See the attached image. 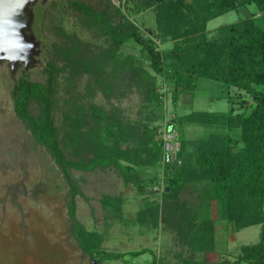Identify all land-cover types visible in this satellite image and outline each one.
Instances as JSON below:
<instances>
[{
  "label": "rangeland",
  "instance_id": "1",
  "mask_svg": "<svg viewBox=\"0 0 264 264\" xmlns=\"http://www.w3.org/2000/svg\"><path fill=\"white\" fill-rule=\"evenodd\" d=\"M71 1L84 2L97 11L108 9L115 24L131 21L162 52L170 51L175 42L177 45L184 43L183 40H173L171 36L163 39L156 18V4L143 7L144 0H27L22 8H19L20 0H0V22H5L0 24V264H150L154 256L161 264H209L222 259L234 260L240 253L239 246L259 241L260 227L251 225L240 231L233 229L234 244L227 243L229 249L223 246L221 257L219 253H192V246L198 238L186 232L196 216L197 205L201 203L203 207L204 201L209 199L202 182L193 181L196 184L185 185L177 198L179 202H187L179 208L182 236L176 232L177 228L174 229L181 217L173 202L161 203V195L151 190V185L142 190L136 186L139 181L146 182L149 178L155 179L154 182L161 177L166 178L167 173L172 175L181 166L179 152L183 137L190 140L186 144L187 152L207 138L206 126L190 119L197 114L196 110L185 106L184 110L179 108L180 104L189 103V97L195 91L183 90L174 105L172 83L163 73L151 68L145 51L133 39L118 48L115 54L118 61L108 59L112 44L107 34L86 20L83 12ZM116 9L122 16L114 14ZM252 10V5L239 7L211 19L206 25V36L211 39L220 25L237 23L248 17ZM254 15L258 17L260 14L255 12ZM7 21L24 25L18 29L19 36L23 43L32 46L27 51L26 60L7 58L24 55L16 46V29ZM73 55L101 67L105 82L100 88L94 72L77 73L73 77L67 70L57 72L54 79L58 99L55 109L57 125L64 122L63 111L82 105L85 109L83 128L92 129L95 118L98 119L102 112H107L115 104L121 108L124 120L132 123L139 134L147 135V130L156 129L153 139L157 141V128L166 123L175 128L179 139L178 158L181 163L164 170L160 160H154V153L141 149L138 155L151 160V165H145L132 174L135 183H125L115 168L71 170L80 190L76 195L77 220L87 231L100 235V248L127 252L123 259L100 261L79 247L67 215L69 186L65 175L13 110L11 90L19 77L44 82L48 61L61 65ZM171 60H166L164 69H168L167 64ZM130 66L137 67L140 76V69L147 73L141 76L143 86L139 84L140 89L128 78ZM207 82L213 83L205 78L197 79V88L201 90L198 93L203 94ZM219 90L214 83L209 85L210 96H217ZM232 98L237 103V111L239 98L236 95ZM211 100L204 97L195 99V108L227 112L229 102L225 98ZM29 108L33 114L37 113V104L31 103ZM144 142H148L149 147L153 146L150 136H145ZM203 195L206 199L202 202ZM105 196L112 199L106 206L103 203ZM148 205L152 211L158 208L156 226L150 221L139 223L141 211ZM192 205V211H188ZM205 205L207 211L219 210L215 200L211 199ZM209 235L210 232L208 240ZM206 244L211 247L210 242ZM143 248L150 250L139 255L129 254Z\"/></svg>",
  "mask_w": 264,
  "mask_h": 264
},
{
  "label": "trees",
  "instance_id": "2",
  "mask_svg": "<svg viewBox=\"0 0 264 264\" xmlns=\"http://www.w3.org/2000/svg\"><path fill=\"white\" fill-rule=\"evenodd\" d=\"M71 3L83 12L86 20L98 25L101 33L107 34L112 44L108 59L118 61L115 54L129 39L139 44L141 50L145 51L151 68L163 73L172 83L174 105L183 90L195 91L199 78L208 79L219 87L220 92L216 98H225L229 102L228 110L225 113L196 111L194 118L190 117L195 123L206 126L208 136L195 144L190 152H187L186 145L190 140L184 137L181 139L179 155L182 164L172 175L166 174L161 203L173 202L181 217L174 229L177 228L176 232L182 236L179 208L187 202H179L177 198L185 185L193 181L202 182L209 198L206 199L203 195L202 202L206 199L204 205L211 199L215 200L219 215L231 222L236 231L251 225L260 227L259 241L241 245L240 253L234 260L222 259L209 264H264V0H144L143 7L156 4V18L163 39L171 36L173 40L184 42L182 45L175 42L176 45L170 51L164 52L156 48L152 39L145 38L131 21L115 24L113 14L108 9L97 11L84 2ZM249 5L254 10L248 17L237 23L220 25L211 39L206 36L208 21ZM255 12L260 15L254 17ZM114 14L121 15L119 9ZM74 56L67 57L61 65L48 61L44 69L47 74L44 82L19 77L11 90L13 110L36 142L49 151L65 175L69 186L67 215L79 247L100 261L123 259L127 252L100 248V235L87 231L77 220L76 195L80 190L71 170L115 168L120 171L125 183H135L132 174L145 165H151V160L138 153H141V149L154 153V160L159 161L161 143L153 139L156 129H146L147 135L139 134L132 123L124 120L121 108L115 104L107 112H102L98 119L95 118L92 129L83 128L85 109L82 105L63 111L64 122L57 125L55 109L58 99L54 89L57 72L67 70L72 77L77 73L94 72L100 88L105 82L101 67L90 65V62ZM168 59L172 60L167 64L169 67L166 70L163 67ZM129 69V80L138 88L143 86L141 76L147 75L145 70L140 69V76L137 67L130 66ZM234 95L239 98L238 107L242 111H236L237 103L232 98ZM31 103L37 104L36 114L29 108ZM145 136H150L152 147L144 142ZM167 167L169 166L164 169ZM154 181L155 179L149 178L146 182L139 181L136 186L138 190H142ZM111 201L109 196L103 199L105 206ZM149 206L142 209L139 223L150 221L156 226L158 208L152 211ZM192 208L193 205L188 211H192ZM195 211L191 228L186 232L187 235L192 233L194 238H198L197 243L192 246V253L208 250L209 245L206 243L210 242L211 245L212 242V222L210 219L199 221L198 207ZM149 250L143 248L130 251L129 254L139 255ZM155 263L161 264L156 256L150 264Z\"/></svg>",
  "mask_w": 264,
  "mask_h": 264
},
{
  "label": "crops",
  "instance_id": "3",
  "mask_svg": "<svg viewBox=\"0 0 264 264\" xmlns=\"http://www.w3.org/2000/svg\"><path fill=\"white\" fill-rule=\"evenodd\" d=\"M210 84H213V83L207 82V84H206L207 89L205 87V90H204L203 94H202V92H201V94L198 93L201 90L196 88L197 91L195 90V93L193 95H190V97H189V103L185 104V105L180 104L179 108L183 109L184 106H185L187 108H192L193 110H196V111H204V110H198L197 108H195V104L194 103H195V99H199V98H202V97L206 98L209 101H212L211 99L217 97V96H210L209 95V85ZM181 103H182V101H181ZM197 206H198V216H199L198 220L202 221L204 219H210V221L212 222V229H211L212 242H211V247L208 250L197 251V252L198 253L200 252V253L208 254V255L209 254H215V253L218 254L219 253L220 254L219 257H221L223 255V246L225 247V249H229L226 246L227 243H231L232 245L234 244V241H233V238H232V232L234 231L233 230L234 226H233L232 223H231V225H228L229 222H227L226 220L223 222L222 219H221L222 217L219 216V214H217L218 210L216 211L215 209H213L212 211H207L206 205H203V207H202L200 204H198ZM256 226H259V225H256ZM240 230H242V229H240ZM227 234H228V237H227ZM243 245H245V244H243ZM246 245H248V244H246Z\"/></svg>",
  "mask_w": 264,
  "mask_h": 264
},
{
  "label": "built area",
  "instance_id": "4",
  "mask_svg": "<svg viewBox=\"0 0 264 264\" xmlns=\"http://www.w3.org/2000/svg\"><path fill=\"white\" fill-rule=\"evenodd\" d=\"M165 123L163 127H158L156 132V139L161 143L160 165L164 170L165 166H172L180 164L181 160L178 158L179 139L177 137L175 128L172 125ZM166 186V178L161 177L158 181L151 185V189L161 195Z\"/></svg>",
  "mask_w": 264,
  "mask_h": 264
},
{
  "label": "clouds",
  "instance_id": "5",
  "mask_svg": "<svg viewBox=\"0 0 264 264\" xmlns=\"http://www.w3.org/2000/svg\"><path fill=\"white\" fill-rule=\"evenodd\" d=\"M27 0H20L19 2V8H22L23 7V4L26 3ZM5 22H0V24H3ZM6 23H10L12 24L15 29H16V37H17V42H16V46L17 48L19 49L20 52L24 53L23 56H15V57H7V58H10V59H25L26 60V57H27V51L32 47L30 44H25L23 43V38L19 36V33H18V29L23 27L24 25L23 24H20L18 22H15V21H7ZM2 50V49H0Z\"/></svg>",
  "mask_w": 264,
  "mask_h": 264
}]
</instances>
